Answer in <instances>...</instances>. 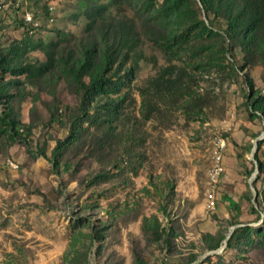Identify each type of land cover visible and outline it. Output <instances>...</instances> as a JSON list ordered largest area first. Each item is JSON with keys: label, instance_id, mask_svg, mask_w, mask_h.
Instances as JSON below:
<instances>
[{"label": "rangeland", "instance_id": "obj_1", "mask_svg": "<svg viewBox=\"0 0 264 264\" xmlns=\"http://www.w3.org/2000/svg\"><path fill=\"white\" fill-rule=\"evenodd\" d=\"M243 117L264 0H0V264H264L259 165L209 176Z\"/></svg>", "mask_w": 264, "mask_h": 264}, {"label": "crops", "instance_id": "obj_2", "mask_svg": "<svg viewBox=\"0 0 264 264\" xmlns=\"http://www.w3.org/2000/svg\"><path fill=\"white\" fill-rule=\"evenodd\" d=\"M242 125L243 127H245V131L243 130V132L238 135V137H232V140L237 144H242L244 143V141L246 142V140L251 139V137H245L244 136L246 134H253L256 136L257 140H264V122L262 123V126H260V123L258 122L257 125H254V123H252L251 118H242ZM263 129V130H262ZM248 132V133H247ZM259 133H261V135H259ZM264 141L262 143V146L260 148H257L255 154L258 158V160L260 161L259 163L256 161V163L253 165L250 162H241L239 160V151L238 148H233V147H229L228 150L227 149V145H226V149H225V153H227V156L224 155L223 157V164L226 170V174L225 176L222 178L221 181H224V186L227 187V191L230 192V199L234 200V199H241L242 200V205H246L247 201H246V197L245 194L248 192V182H250V179L253 178V176L255 177V174L257 171H259V175L261 177V179H264ZM238 147V146H236ZM259 165V169L257 170V168L255 169V171L251 174V176L248 174L247 171L252 170V168L254 166ZM255 168V167H254ZM250 177V178H249ZM216 194L212 195V208L214 209L216 207ZM236 214L242 218H247V220L249 218H251V213L249 211V208H246V206L244 208H242L241 212ZM244 219H242L241 222H244ZM246 220V219H245Z\"/></svg>", "mask_w": 264, "mask_h": 264}, {"label": "bare ground", "instance_id": "obj_3", "mask_svg": "<svg viewBox=\"0 0 264 264\" xmlns=\"http://www.w3.org/2000/svg\"><path fill=\"white\" fill-rule=\"evenodd\" d=\"M26 21L29 22L28 21V15L26 17ZM32 21H33V17H32ZM223 141H225V140H223ZM225 149H226V145H220V141H219L218 145L216 146V148L214 149V155H215L214 156V164H213L211 171L209 173L210 180H211V183L213 186H216L218 184V182L222 176L223 166H224V164H223V153L225 152Z\"/></svg>", "mask_w": 264, "mask_h": 264}, {"label": "built area", "instance_id": "obj_4", "mask_svg": "<svg viewBox=\"0 0 264 264\" xmlns=\"http://www.w3.org/2000/svg\"><path fill=\"white\" fill-rule=\"evenodd\" d=\"M32 17H35L33 15V13H28V21L31 23H32ZM220 145H227V143H226V141H223V139H222V140H220ZM225 172H226V170H225V167L223 166L222 177L224 176Z\"/></svg>", "mask_w": 264, "mask_h": 264}, {"label": "trees", "instance_id": "obj_5", "mask_svg": "<svg viewBox=\"0 0 264 264\" xmlns=\"http://www.w3.org/2000/svg\"><path fill=\"white\" fill-rule=\"evenodd\" d=\"M97 84H98V83H96V85H97ZM96 85H95V86H96Z\"/></svg>", "mask_w": 264, "mask_h": 264}]
</instances>
